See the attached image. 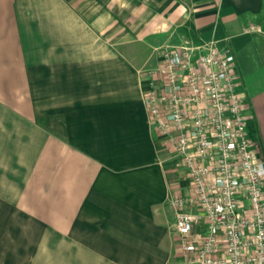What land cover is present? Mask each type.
Masks as SVG:
<instances>
[{
  "label": "crops",
  "instance_id": "obj_1",
  "mask_svg": "<svg viewBox=\"0 0 264 264\" xmlns=\"http://www.w3.org/2000/svg\"><path fill=\"white\" fill-rule=\"evenodd\" d=\"M210 39L264 150V0H0V264H193L139 70Z\"/></svg>",
  "mask_w": 264,
  "mask_h": 264
},
{
  "label": "built area",
  "instance_id": "obj_2",
  "mask_svg": "<svg viewBox=\"0 0 264 264\" xmlns=\"http://www.w3.org/2000/svg\"><path fill=\"white\" fill-rule=\"evenodd\" d=\"M158 55L140 82L148 123L189 182L169 199L181 251L193 264H264V156L247 130L234 55L213 39Z\"/></svg>",
  "mask_w": 264,
  "mask_h": 264
},
{
  "label": "rangeland",
  "instance_id": "obj_3",
  "mask_svg": "<svg viewBox=\"0 0 264 264\" xmlns=\"http://www.w3.org/2000/svg\"><path fill=\"white\" fill-rule=\"evenodd\" d=\"M247 128L251 139L255 142V146L258 152L260 153V155L264 156V150L259 149L260 146L257 129L260 128V125H258V122L254 119L253 115L247 117Z\"/></svg>",
  "mask_w": 264,
  "mask_h": 264
}]
</instances>
